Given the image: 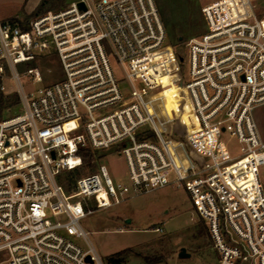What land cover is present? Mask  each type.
<instances>
[{"label": "built area", "instance_id": "built-area-1", "mask_svg": "<svg viewBox=\"0 0 264 264\" xmlns=\"http://www.w3.org/2000/svg\"><path fill=\"white\" fill-rule=\"evenodd\" d=\"M201 11L206 29L186 44L187 71L155 0H76L0 20V92L10 74L21 100L0 121V264H104L82 220L170 186L184 187L206 222L214 264H264L254 118L264 20L251 0H204ZM44 56L57 57L63 77L26 93V78L43 83L27 66ZM109 152L124 157L126 181L111 176ZM87 164L92 172L75 178Z\"/></svg>", "mask_w": 264, "mask_h": 264}, {"label": "rangeland", "instance_id": "rangeland-1", "mask_svg": "<svg viewBox=\"0 0 264 264\" xmlns=\"http://www.w3.org/2000/svg\"><path fill=\"white\" fill-rule=\"evenodd\" d=\"M74 1L47 0L44 13L64 10ZM251 1L258 17L264 20V0ZM155 2L165 23L168 40L177 46L185 58L184 70L187 71L189 55L186 44L206 29L201 11L204 0ZM34 17L31 16L29 20ZM111 62L121 88L129 91L124 70L113 56ZM34 66L42 73L43 83L33 84L26 78L23 82L26 93L34 92L42 85L57 82L63 77L56 56H44L27 67ZM18 70L23 76L27 68L19 65ZM4 84L6 91L0 92V121L18 113L21 107L18 87L10 74H7ZM254 118L264 138V105L254 110ZM104 164L113 179L121 182L127 180L128 167L123 156L109 152ZM93 168L87 164L74 177L88 175ZM81 225L104 264H214L216 261L207 224L198 214L184 187H166L134 198L114 209L95 212L84 218ZM78 243L88 248L84 239H79ZM184 250L187 256L181 257Z\"/></svg>", "mask_w": 264, "mask_h": 264}, {"label": "crops", "instance_id": "crops-1", "mask_svg": "<svg viewBox=\"0 0 264 264\" xmlns=\"http://www.w3.org/2000/svg\"><path fill=\"white\" fill-rule=\"evenodd\" d=\"M43 0H0V20L28 21Z\"/></svg>", "mask_w": 264, "mask_h": 264}, {"label": "trees", "instance_id": "trees-1", "mask_svg": "<svg viewBox=\"0 0 264 264\" xmlns=\"http://www.w3.org/2000/svg\"><path fill=\"white\" fill-rule=\"evenodd\" d=\"M47 0H43L42 3L40 4L39 8L37 9V12L34 14V16H39L46 12L45 10V5H46ZM45 10V11H44ZM165 24V23H164Z\"/></svg>", "mask_w": 264, "mask_h": 264}, {"label": "water", "instance_id": "water-1", "mask_svg": "<svg viewBox=\"0 0 264 264\" xmlns=\"http://www.w3.org/2000/svg\"><path fill=\"white\" fill-rule=\"evenodd\" d=\"M80 7H81V8L84 7L83 3L80 4ZM185 256H187V254H186V251L184 250V251L181 253V257H185Z\"/></svg>", "mask_w": 264, "mask_h": 264}]
</instances>
